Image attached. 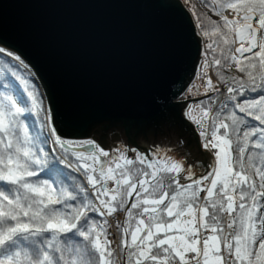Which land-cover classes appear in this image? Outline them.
Wrapping results in <instances>:
<instances>
[{
	"label": "snow or ice",
	"instance_id": "snow-or-ice-1",
	"mask_svg": "<svg viewBox=\"0 0 264 264\" xmlns=\"http://www.w3.org/2000/svg\"><path fill=\"white\" fill-rule=\"evenodd\" d=\"M169 5L191 66L175 145L80 132L0 41V264H264V0L191 5L194 26Z\"/></svg>",
	"mask_w": 264,
	"mask_h": 264
},
{
	"label": "water",
	"instance_id": "water-1",
	"mask_svg": "<svg viewBox=\"0 0 264 264\" xmlns=\"http://www.w3.org/2000/svg\"><path fill=\"white\" fill-rule=\"evenodd\" d=\"M175 2L0 0V41L23 54L80 132L149 149L175 118L191 68H178Z\"/></svg>",
	"mask_w": 264,
	"mask_h": 264
},
{
	"label": "rangeland",
	"instance_id": "rangeland-1",
	"mask_svg": "<svg viewBox=\"0 0 264 264\" xmlns=\"http://www.w3.org/2000/svg\"><path fill=\"white\" fill-rule=\"evenodd\" d=\"M196 5L199 8L201 7V3L199 1H196ZM186 8L188 9L189 7L186 6ZM176 143H177L176 135L174 133H172L171 131L164 130L160 134V136L158 135V137L155 138L154 143L150 146V148L153 146H157V145H159L161 147L168 146V145H175ZM173 155H175V154L173 153ZM193 159H195V157H193ZM200 163L202 164V161L200 159H195L196 167H195L194 171H196L197 174H199V171L201 170V164Z\"/></svg>",
	"mask_w": 264,
	"mask_h": 264
},
{
	"label": "trees",
	"instance_id": "trees-1",
	"mask_svg": "<svg viewBox=\"0 0 264 264\" xmlns=\"http://www.w3.org/2000/svg\"><path fill=\"white\" fill-rule=\"evenodd\" d=\"M187 7H190L191 5H195L196 10L201 14L203 17L211 18L212 20H216L217 17L213 15L209 9H207L204 5L206 0H188V3H185V0H181ZM196 1H199L201 3V7H197ZM208 3L211 2V0H207ZM195 20V17H193Z\"/></svg>",
	"mask_w": 264,
	"mask_h": 264
},
{
	"label": "bare ground",
	"instance_id": "bare-ground-1",
	"mask_svg": "<svg viewBox=\"0 0 264 264\" xmlns=\"http://www.w3.org/2000/svg\"><path fill=\"white\" fill-rule=\"evenodd\" d=\"M113 134L119 135V133H117V131L113 132ZM120 136V135H119ZM201 164V163H200Z\"/></svg>",
	"mask_w": 264,
	"mask_h": 264
}]
</instances>
